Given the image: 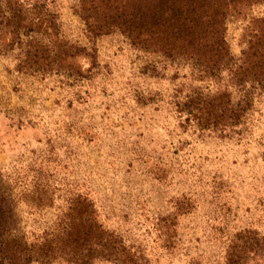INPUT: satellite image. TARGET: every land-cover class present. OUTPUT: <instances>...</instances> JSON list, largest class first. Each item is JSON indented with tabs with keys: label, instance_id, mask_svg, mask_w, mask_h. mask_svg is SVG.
Wrapping results in <instances>:
<instances>
[{
	"label": "rangeland",
	"instance_id": "obj_1",
	"mask_svg": "<svg viewBox=\"0 0 264 264\" xmlns=\"http://www.w3.org/2000/svg\"><path fill=\"white\" fill-rule=\"evenodd\" d=\"M25 2L58 32L23 35L49 51L36 64L61 71L34 70L25 46L0 52V241L3 228L53 238L86 199L149 264H226L234 252L262 264L242 251L264 243V91L238 124L202 127L207 103L240 108L241 92L226 70L200 77L197 61L166 56L147 0ZM227 8L219 31L238 60L264 32V0Z\"/></svg>",
	"mask_w": 264,
	"mask_h": 264
},
{
	"label": "trees",
	"instance_id": "obj_2",
	"mask_svg": "<svg viewBox=\"0 0 264 264\" xmlns=\"http://www.w3.org/2000/svg\"><path fill=\"white\" fill-rule=\"evenodd\" d=\"M147 1L148 15L161 23L160 31L152 32V37L160 39L159 45L166 56H182L197 61L194 65L199 66L195 69L200 72V77L217 78L226 70L230 83L241 92L243 102L240 108H234L229 101L232 108L217 113L216 107L207 103L203 108L201 126H217L222 117L229 119V125L238 124L242 114L250 108L253 92L264 91V32L237 60L232 56L224 32L219 31L228 13V4L234 0ZM25 4V0H0V52L17 45L25 46L27 60L35 63L34 70L61 71V68L36 64L38 59H46L49 51L35 44V39H24L23 35L29 36L34 30L45 37L58 38V32H53L50 18L44 17L46 12L38 10L37 2H33L30 8ZM67 69L72 68L69 65ZM90 204L86 199L71 202L69 210L59 219L53 238L46 234L29 243L24 236L7 235L2 227L0 263L96 264L109 261L115 264H149L135 246L125 244L93 216L89 211ZM63 237L69 240L67 244H62L63 239L59 240ZM246 251L259 255L264 264V243L262 247L245 248L242 252ZM250 259V256L234 252L227 255L226 264H251ZM252 260L256 261L255 257Z\"/></svg>",
	"mask_w": 264,
	"mask_h": 264
}]
</instances>
